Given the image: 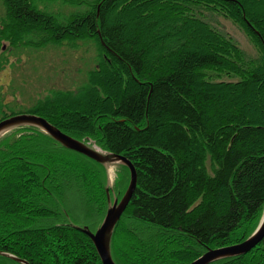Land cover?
I'll use <instances>...</instances> for the list:
<instances>
[{"label":"trees","instance_id":"obj_1","mask_svg":"<svg viewBox=\"0 0 264 264\" xmlns=\"http://www.w3.org/2000/svg\"><path fill=\"white\" fill-rule=\"evenodd\" d=\"M1 5V54L95 41L100 56L88 82L75 93L53 90L26 111L133 164L136 187L111 242L115 264H190L253 232L264 207V0ZM61 6L70 12L63 15ZM217 16L250 37L257 61L224 33ZM219 74L238 79L214 81ZM8 115L0 105V120ZM117 174L120 199L130 173L120 166ZM106 182L103 166L38 129L6 134L0 251L28 264H102L70 223L91 229L102 221ZM0 264L18 263L0 256ZM211 264H264V238L244 255Z\"/></svg>","mask_w":264,"mask_h":264},{"label":"rangeland","instance_id":"obj_2","mask_svg":"<svg viewBox=\"0 0 264 264\" xmlns=\"http://www.w3.org/2000/svg\"><path fill=\"white\" fill-rule=\"evenodd\" d=\"M54 8L55 6H53ZM59 8L58 10H61L63 15L70 12V7L61 6ZM2 14L3 7L0 0V16ZM217 20L223 25L224 33L234 37L240 48L251 60L257 61L259 59L260 50L258 46L256 47L251 42L247 34L220 17ZM98 56L100 55L98 54L95 41L89 39L80 41L63 40L60 43H51L42 48H25L23 46L5 48L4 53L0 55V105L3 108L6 107L9 114L6 118L24 113L31 114L27 113L26 110H29L38 99H43L50 95L53 90L77 92L80 87L88 82V74L95 67L96 62L99 61ZM208 79L212 78L209 76ZM236 79H238V76L219 74L214 81L229 83L236 81ZM81 141L101 153H109L99 148L92 141ZM118 167H107V171L109 172L110 170L111 172H106L105 192L107 187L111 198L117 197L113 191V186L118 178ZM103 168L106 169L105 167ZM106 211L107 205L105 214ZM101 222L93 225L89 230L94 232ZM73 225L78 227L76 224ZM127 243L134 245L132 241H127Z\"/></svg>","mask_w":264,"mask_h":264},{"label":"water","instance_id":"obj_3","mask_svg":"<svg viewBox=\"0 0 264 264\" xmlns=\"http://www.w3.org/2000/svg\"><path fill=\"white\" fill-rule=\"evenodd\" d=\"M101 44L105 46L104 42L102 41ZM21 127H32L38 129L40 132L48 135L51 139L56 141L65 149H69L71 151L79 153L102 165L106 168L107 173V167L109 166H124L129 169V184L125 193L120 199H118L117 197L111 198L108 191L109 189L106 187L107 211L101 224L96 228L94 232L90 231L86 226L77 227L70 223L71 226H73L81 233L85 234L90 239L102 264H115L111 253V242L115 227L119 222L123 212L125 211L136 187L137 173L133 164L129 159L122 155L110 152L101 153L98 150H95L93 147L84 143V141H80L69 135H66L51 123H49L46 119L34 114L24 113L10 116L1 120L0 139L14 129ZM263 238L264 212L255 230L244 241L229 246L208 249L205 253L197 257L190 264H211L223 259L244 255L255 248L263 240ZM0 256L6 257L19 264H28L24 259L18 258L17 256L5 251H0Z\"/></svg>","mask_w":264,"mask_h":264},{"label":"bare ground","instance_id":"obj_4","mask_svg":"<svg viewBox=\"0 0 264 264\" xmlns=\"http://www.w3.org/2000/svg\"><path fill=\"white\" fill-rule=\"evenodd\" d=\"M119 167H120V166H119ZM123 167H124V166H123ZM127 169H128V168H127ZM110 172H111V171L109 170L108 173H110ZM129 173H130V172H129ZM106 197H107V196H106ZM263 212H264V207H263V210H262V214H263ZM262 214H261V216H262ZM260 219H261V217H260ZM260 219H259V221H260ZM259 221H258V223H259ZM257 225H258V224H257ZM256 227H257V226H256ZM256 227H255V228H256ZM254 230H255V229H254ZM254 230H253V231H254ZM250 235H251V234H250ZM250 235H249V236H250ZM249 236H248V237H249ZM248 237H247V238H248ZM253 249H254V248H253Z\"/></svg>","mask_w":264,"mask_h":264}]
</instances>
